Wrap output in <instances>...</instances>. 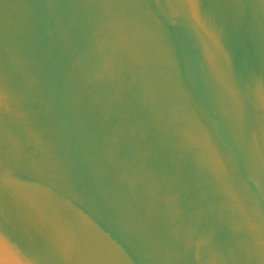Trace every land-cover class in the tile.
I'll list each match as a JSON object with an SVG mask.
<instances>
[{
  "label": "water",
  "instance_id": "95a60500",
  "mask_svg": "<svg viewBox=\"0 0 264 264\" xmlns=\"http://www.w3.org/2000/svg\"><path fill=\"white\" fill-rule=\"evenodd\" d=\"M0 264H264V0H0Z\"/></svg>",
  "mask_w": 264,
  "mask_h": 264
}]
</instances>
